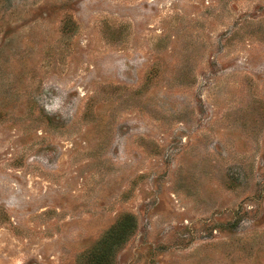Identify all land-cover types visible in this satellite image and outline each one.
I'll return each mask as SVG.
<instances>
[{"label":"rangeland","instance_id":"374dc122","mask_svg":"<svg viewBox=\"0 0 264 264\" xmlns=\"http://www.w3.org/2000/svg\"><path fill=\"white\" fill-rule=\"evenodd\" d=\"M126 217L112 264H264V0H0V264Z\"/></svg>","mask_w":264,"mask_h":264},{"label":"trees","instance_id":"16d2710c","mask_svg":"<svg viewBox=\"0 0 264 264\" xmlns=\"http://www.w3.org/2000/svg\"><path fill=\"white\" fill-rule=\"evenodd\" d=\"M128 218H130L131 220V217ZM128 218L126 217L124 220L120 221V223L116 225V228L112 227L109 232L106 233L104 238L98 243V246H95L90 251L87 256V260H85L86 262H84V264H112L113 251L112 249H110V246L107 245V241L109 242L113 239L112 236L114 234V231L116 236L118 237L117 240L121 237V235L125 234V231L128 230V224L124 222H127Z\"/></svg>","mask_w":264,"mask_h":264}]
</instances>
